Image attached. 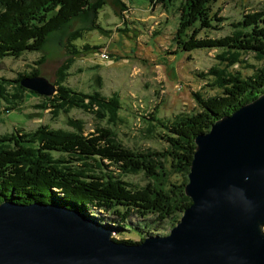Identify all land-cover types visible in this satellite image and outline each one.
<instances>
[{"label":"trees","instance_id":"16d2710c","mask_svg":"<svg viewBox=\"0 0 264 264\" xmlns=\"http://www.w3.org/2000/svg\"><path fill=\"white\" fill-rule=\"evenodd\" d=\"M212 1L215 0H184L177 7L172 54L215 50L217 65L196 74L213 94L192 93L194 110L164 122L154 119L152 114L148 116L154 123L151 126L160 129L163 150L137 152L115 141L111 127L119 122L117 114L121 109L115 97L105 98L98 91L81 94L55 87L52 108L60 111L61 107H74L92 112L105 126L95 128L87 136H59L44 126L31 133L14 131L0 136V203H52L89 212L99 225L139 236L137 242L112 239L127 245L141 242L145 238L142 233L150 227L156 228L157 224L181 215L190 204L182 188L194 138L206 133L216 120L264 93V64L247 76L240 71L244 67L232 69L247 63L241 59L243 56L264 60V7L242 14L230 24L232 30L228 35L213 38L207 33L217 31L222 19L211 13ZM170 2L155 0L163 7ZM94 10L91 0H0V61L24 52H38L48 35ZM37 75L33 70L19 75L16 82ZM89 163L98 170L111 168L121 176L142 172L146 178H157L159 172L163 175L168 168L176 171L174 175L180 173L182 180L158 188L147 183L135 189L111 171L91 172ZM131 216L140 221L134 225L124 222ZM146 235L158 236L150 232Z\"/></svg>","mask_w":264,"mask_h":264},{"label":"rangeland","instance_id":"374dc122","mask_svg":"<svg viewBox=\"0 0 264 264\" xmlns=\"http://www.w3.org/2000/svg\"><path fill=\"white\" fill-rule=\"evenodd\" d=\"M183 1L171 0L163 7L155 0H91L95 6L93 12L71 20L48 35L38 52L3 58L0 61V136L14 131L31 133L43 126L59 136H87L95 128L105 126L92 112L79 108L60 106L61 110L56 111L51 107L55 90L49 97L38 96L16 82L19 75L35 70L39 78L54 87L81 94L98 91L105 98L115 97L121 107L117 114L119 122L111 127L115 141L137 152L163 150L165 145L158 136L160 129L151 126L154 123L148 116L152 114L154 119L164 122L194 110L192 93L213 94L196 74L217 65L215 50L172 54L177 7ZM262 7L264 0L212 1L210 11L222 22L217 31H209L207 35L213 38L228 35L232 30L230 24L242 14ZM241 59L246 60L245 66L239 64L232 69L244 67L239 69L244 76L264 64V60L255 61L251 56ZM89 165L91 172L109 174L111 171L118 175L111 168L98 170L94 164ZM174 172L167 168L157 178H146L142 172L118 175V178L135 189L147 183L158 188L169 182L179 183L182 175ZM180 216L145 232L167 235ZM137 221L140 220L131 216L124 222L134 225ZM146 233H142L143 237ZM111 237L133 242L139 238L133 232L114 230Z\"/></svg>","mask_w":264,"mask_h":264},{"label":"water","instance_id":"95a60500","mask_svg":"<svg viewBox=\"0 0 264 264\" xmlns=\"http://www.w3.org/2000/svg\"><path fill=\"white\" fill-rule=\"evenodd\" d=\"M19 84L49 97L42 78ZM182 191L190 204L167 235L112 240L92 216L57 204L0 203V264H264V93L194 138Z\"/></svg>","mask_w":264,"mask_h":264}]
</instances>
